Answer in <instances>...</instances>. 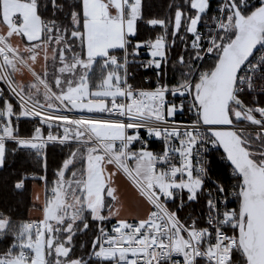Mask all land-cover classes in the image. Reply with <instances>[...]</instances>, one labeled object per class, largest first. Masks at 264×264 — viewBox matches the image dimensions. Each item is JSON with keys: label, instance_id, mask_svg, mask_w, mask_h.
<instances>
[{"label": "snow or ice", "instance_id": "6c2138e0", "mask_svg": "<svg viewBox=\"0 0 264 264\" xmlns=\"http://www.w3.org/2000/svg\"><path fill=\"white\" fill-rule=\"evenodd\" d=\"M168 12L145 18L142 0H0V169L9 144L28 151L42 173L22 169L13 189L31 179L45 193L36 219L0 210V264H264V0H180ZM141 22L157 34L141 38ZM141 49L154 87L129 83ZM50 144L68 149L51 181ZM212 148L229 176L211 177ZM120 174L143 217H121Z\"/></svg>", "mask_w": 264, "mask_h": 264}, {"label": "trees", "instance_id": "16d2710c", "mask_svg": "<svg viewBox=\"0 0 264 264\" xmlns=\"http://www.w3.org/2000/svg\"><path fill=\"white\" fill-rule=\"evenodd\" d=\"M45 0H39V3L43 5ZM180 0H142L143 14L145 18L148 17H165L169 14L168 5L178 3ZM215 0H212V8H216ZM174 12V10H173ZM157 32H149L144 28L143 22H141L140 36L141 38H147L149 36H155ZM147 53V49H141L140 52ZM179 51V49H177ZM172 53L170 52V55ZM148 56V55H147ZM149 57V56H148ZM147 78L149 81H146ZM168 79H173L172 73H169ZM131 82L137 87H154L155 78L152 70L135 69L134 75L131 77ZM171 98V97H169ZM179 103V101H177ZM241 124H244L241 121ZM34 124L26 123L23 120L20 122L19 130L21 135H31ZM47 135V132L44 133ZM13 145L9 144V155L6 161V166L0 169V210H6L9 212L14 221H26L29 219H36L41 215L38 208L33 207L35 185L44 187L43 182H36L29 179L26 182V190L22 193L16 192L13 189L15 183V177L21 173L22 169H28V174L31 175L33 171L42 173V168L35 163L31 153L25 150L18 151L15 156L12 155L11 149ZM150 147L153 150L160 149L159 144L150 141ZM48 155V170L47 176L49 180L53 178L54 171L58 162L66 156L68 149H61L59 145H48L46 149ZM79 166V165H78ZM211 175L213 178H224L230 175V169L223 153L218 150L211 158ZM39 203V202H38ZM42 205L41 203H39ZM114 222V221H111ZM111 222H106L105 227ZM97 231V225H93L92 229L87 234H80L77 237V252H80V245H86L87 250H90V242L94 239L93 232ZM10 239V238H9ZM9 241H5L8 243ZM4 247V244H0V249Z\"/></svg>", "mask_w": 264, "mask_h": 264}, {"label": "crops", "instance_id": "0c3cea01", "mask_svg": "<svg viewBox=\"0 0 264 264\" xmlns=\"http://www.w3.org/2000/svg\"><path fill=\"white\" fill-rule=\"evenodd\" d=\"M14 43H17V39H13ZM117 184L119 186V196L123 203V210L121 211L122 218H128L130 221L134 218H139L144 216V206L141 203V198L135 199V202L131 201L130 197L134 196L136 189L132 182L123 174L117 177ZM34 195H39V203L44 202V188L42 186L35 185L33 188ZM115 221V220H113Z\"/></svg>", "mask_w": 264, "mask_h": 264}, {"label": "built area", "instance_id": "2783aa9c", "mask_svg": "<svg viewBox=\"0 0 264 264\" xmlns=\"http://www.w3.org/2000/svg\"><path fill=\"white\" fill-rule=\"evenodd\" d=\"M215 1H217V0H215ZM260 53H259V50H257V56L259 55ZM130 59H131V57H130ZM148 59H150V57H148L147 56V53H146V51L144 52H140V55H139V57L137 58V60H136V64H133L132 65V68L130 69V77H129V83H131V84H133L132 82H131V77L134 75V70L135 69H143V68H140V67H138L137 65L139 64V62H141V61H147ZM146 81H149V79L147 78V80ZM135 87H137V86H135ZM137 88H149V87H137ZM177 119H187V117L185 116V117H177ZM241 125H243V124H241ZM249 127V129L251 130V128L252 127H254V126H248ZM144 136H145V139H149V141H153V142H155L156 144H159V146H160V148L162 147V143L160 142V141H158V140H156L155 138H148L147 137V135H146V133H144ZM220 150V149H219ZM216 152H218V150H216L215 148H212L207 154H206V164H207V167H208V169H209V172H210V175H211V170H210V167H211V158L213 157V155L216 153ZM211 177H212V175H211ZM213 178V177H212ZM179 201H177V203H178ZM232 205H230V207H231ZM169 207H175V205H173L171 202H169ZM186 213L185 212H181V216H184ZM113 223H115V221L114 222H111L108 226H106V228L110 231L111 230V227H112V224Z\"/></svg>", "mask_w": 264, "mask_h": 264}, {"label": "rangeland", "instance_id": "374dc122", "mask_svg": "<svg viewBox=\"0 0 264 264\" xmlns=\"http://www.w3.org/2000/svg\"><path fill=\"white\" fill-rule=\"evenodd\" d=\"M13 42V41H12ZM13 44H15L14 42H13ZM44 188V187H43ZM140 197H139V194H138V192H137V190H136V192H135V194H134V196L132 197H130V199H131V201H133V202H135V199H139ZM135 203H137V202H135Z\"/></svg>", "mask_w": 264, "mask_h": 264}, {"label": "water", "instance_id": "95a60500", "mask_svg": "<svg viewBox=\"0 0 264 264\" xmlns=\"http://www.w3.org/2000/svg\"><path fill=\"white\" fill-rule=\"evenodd\" d=\"M220 151L223 153V150L222 149H220ZM227 161V160H226ZM227 163L229 164V162L227 161Z\"/></svg>", "mask_w": 264, "mask_h": 264}]
</instances>
